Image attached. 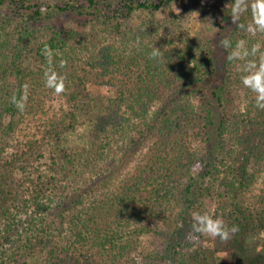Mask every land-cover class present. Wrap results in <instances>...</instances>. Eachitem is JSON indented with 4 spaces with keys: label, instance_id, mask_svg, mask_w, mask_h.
Returning a JSON list of instances; mask_svg holds the SVG:
<instances>
[{
    "label": "trees",
    "instance_id": "1",
    "mask_svg": "<svg viewBox=\"0 0 264 264\" xmlns=\"http://www.w3.org/2000/svg\"><path fill=\"white\" fill-rule=\"evenodd\" d=\"M229 3L0 0V264H264V109L220 45L264 34Z\"/></svg>",
    "mask_w": 264,
    "mask_h": 264
},
{
    "label": "clouds",
    "instance_id": "2",
    "mask_svg": "<svg viewBox=\"0 0 264 264\" xmlns=\"http://www.w3.org/2000/svg\"><path fill=\"white\" fill-rule=\"evenodd\" d=\"M230 17L236 28L245 31L251 36L264 34V0H230ZM228 4V5H229ZM251 9V20L244 24L241 22V17ZM220 45L225 49H230L227 59L229 61L243 60L241 65L243 75L241 76L242 84L256 94L255 106L257 109H264V43L259 40L249 42V40L241 38L233 42L224 37L220 40ZM49 54L46 52V55ZM152 59L163 57L161 48L153 45L150 53ZM258 59H254L257 58ZM64 63L63 61L61 62ZM46 83L48 87L53 88L57 93L64 90V77L58 76L55 72H46ZM12 102L16 107L23 111L27 95L17 99L13 96ZM195 221L192 225V230L195 233H207L214 237H219L221 240L230 239L232 234L239 231L238 225L227 226L224 220L220 217H213L207 212H196L193 214Z\"/></svg>",
    "mask_w": 264,
    "mask_h": 264
},
{
    "label": "rangeland",
    "instance_id": "3",
    "mask_svg": "<svg viewBox=\"0 0 264 264\" xmlns=\"http://www.w3.org/2000/svg\"><path fill=\"white\" fill-rule=\"evenodd\" d=\"M166 10L162 13L163 15L166 14ZM54 19L60 24V23H63L65 22L66 20H69L70 19V15H67L65 13H60L58 14L56 17H54ZM233 23L232 19H230V21L226 24L227 28H230L231 27V24ZM192 33H194V28H193V25H192ZM224 36H227V34L223 33L222 36H215L214 37V41H218V39H220L221 37H224ZM215 41V42H216ZM222 54V53H221ZM235 71L234 74H237V73H240L241 72V68L240 66H237L233 72ZM224 72V68L219 66V72L218 74L221 75V73ZM219 79H217L216 81H218ZM233 90H232V93L230 94V98L232 99V105L235 107V108H240L242 109L244 104H245V99H244V94H243V91L242 89L238 88V87H232ZM147 241V240H146Z\"/></svg>",
    "mask_w": 264,
    "mask_h": 264
}]
</instances>
